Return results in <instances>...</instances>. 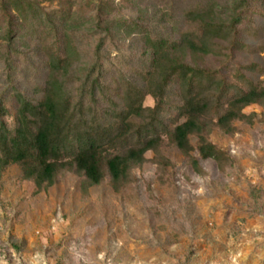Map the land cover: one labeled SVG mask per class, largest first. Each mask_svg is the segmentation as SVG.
Instances as JSON below:
<instances>
[{"label": "rangeland", "instance_id": "obj_1", "mask_svg": "<svg viewBox=\"0 0 264 264\" xmlns=\"http://www.w3.org/2000/svg\"><path fill=\"white\" fill-rule=\"evenodd\" d=\"M194 1L198 0H113L117 8L113 16L137 21L153 34L161 32V23L171 34L176 27L172 37L178 38L188 31L182 17ZM248 1L236 47L222 42L218 56L192 61L187 55L185 61L218 72L231 85L244 88L238 80L242 76L264 88V0ZM58 8L57 4L48 7L47 13ZM83 16L88 21L85 28L97 26L95 11ZM124 31L105 50V90L96 91V103L85 101L102 125L113 118L100 122L101 116L120 108L116 82L122 78L144 86L139 75L145 63L144 37L140 33L126 37ZM93 33H84L85 57L72 65L65 82L75 98L82 83L76 79H83L99 38L94 40ZM25 34L24 29L15 34L21 40L15 46L19 54L14 55L11 71L4 60L6 48L0 46V101L6 111L3 121L10 129L17 126L15 94L32 105L43 96L47 70L41 46L49 47L53 41L48 38L43 45ZM176 89L173 85L164 116L168 127L176 121L180 106ZM154 104L147 96L143 106ZM244 114L255 116L253 125L235 122L237 134L225 136L213 128L210 135L229 160L221 164L200 160L202 173H197L164 139L159 151L146 153L147 162L134 168L131 183L119 193L108 179L87 186L75 169L38 192L23 179L19 167L10 165L0 175V264H264V105H251ZM191 155L199 158L196 151Z\"/></svg>", "mask_w": 264, "mask_h": 264}, {"label": "trees", "instance_id": "obj_2", "mask_svg": "<svg viewBox=\"0 0 264 264\" xmlns=\"http://www.w3.org/2000/svg\"><path fill=\"white\" fill-rule=\"evenodd\" d=\"M55 4L59 8L47 13ZM249 4L248 0L194 1L182 17L188 31L174 38L176 27L171 34L161 23V32L153 34L137 21L128 23L113 16L117 10L113 0H0V46L6 48L8 71L15 68L14 55L19 54L15 49L21 40L15 38L18 31L24 29L26 36L33 35L30 40L43 45L48 38L53 39L49 47L41 46L47 70L43 96L32 105L22 94H15L19 108L14 129L3 121L6 111L0 101V175L15 165L39 192L55 185L64 172L75 169L87 186H99L108 179L112 190L119 193L131 183L134 168L147 162L146 153L159 151L164 139L197 173H202L200 160L212 159L218 164L229 160L210 141L211 132L217 128L223 135L233 136L238 133L235 122L253 125L255 116L244 114V109L264 105V88L242 76L238 80L244 88L231 85L218 72L200 69L185 57L190 55L195 61L196 57L218 56L222 42H231V49L236 47L238 27ZM90 10L95 11L98 24L85 28L88 21L83 20V13ZM221 15L225 16L222 21ZM122 30L126 37L135 33L144 37L145 63L139 73L144 86L122 78L116 82L120 108L101 116L100 122L113 118L102 125L93 106L85 105V101L96 103V91L100 94L105 90V50ZM89 32H95L91 35L94 40L99 38L83 79H76L82 83L75 98L65 82L72 65L85 57L81 42ZM173 85L180 106L176 121L168 127L164 116L170 108ZM147 96L154 100L153 108L143 106ZM195 151L198 159L191 155Z\"/></svg>", "mask_w": 264, "mask_h": 264}]
</instances>
